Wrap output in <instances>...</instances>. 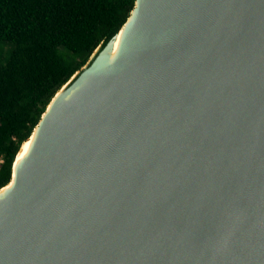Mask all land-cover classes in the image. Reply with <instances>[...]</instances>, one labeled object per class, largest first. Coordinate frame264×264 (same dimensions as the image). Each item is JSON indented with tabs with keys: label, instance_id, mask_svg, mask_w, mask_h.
<instances>
[{
	"label": "water",
	"instance_id": "obj_1",
	"mask_svg": "<svg viewBox=\"0 0 264 264\" xmlns=\"http://www.w3.org/2000/svg\"><path fill=\"white\" fill-rule=\"evenodd\" d=\"M26 141L0 264H264V0H135Z\"/></svg>",
	"mask_w": 264,
	"mask_h": 264
},
{
	"label": "trees",
	"instance_id": "obj_2",
	"mask_svg": "<svg viewBox=\"0 0 264 264\" xmlns=\"http://www.w3.org/2000/svg\"><path fill=\"white\" fill-rule=\"evenodd\" d=\"M135 0H0V188L48 103Z\"/></svg>",
	"mask_w": 264,
	"mask_h": 264
},
{
	"label": "bare ground",
	"instance_id": "obj_3",
	"mask_svg": "<svg viewBox=\"0 0 264 264\" xmlns=\"http://www.w3.org/2000/svg\"><path fill=\"white\" fill-rule=\"evenodd\" d=\"M122 33H123V31L120 32V34H119V36L117 38V41L115 43L114 51L111 54V59L112 60L115 58V56H116V54H117V52L119 50V47L121 45ZM33 137H35V135ZM31 146H32V138L24 143V145H23L20 153L18 154V157H17V160H16V165H18L19 161L26 156V154L28 153V151H30ZM11 186H12V184H10V185L5 186V187L2 188V190L0 192V198L5 195V193L10 189Z\"/></svg>",
	"mask_w": 264,
	"mask_h": 264
}]
</instances>
